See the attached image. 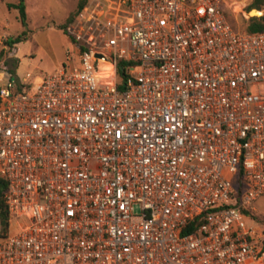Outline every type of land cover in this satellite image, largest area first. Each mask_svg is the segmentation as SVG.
Masks as SVG:
<instances>
[{"label":"built area","instance_id":"built-area-1","mask_svg":"<svg viewBox=\"0 0 264 264\" xmlns=\"http://www.w3.org/2000/svg\"><path fill=\"white\" fill-rule=\"evenodd\" d=\"M223 2L88 0L0 86V264H264V31Z\"/></svg>","mask_w":264,"mask_h":264},{"label":"rangeland","instance_id":"rangeland-1","mask_svg":"<svg viewBox=\"0 0 264 264\" xmlns=\"http://www.w3.org/2000/svg\"><path fill=\"white\" fill-rule=\"evenodd\" d=\"M17 1L0 0V86L9 78L21 80L30 73L28 80L35 87L45 73L65 64L64 51L70 46L71 38L64 26L79 0H25L26 25L21 23L18 10L9 6ZM249 2H223L226 14L237 26H243L244 19L263 13L255 9L246 11ZM18 35L21 39L15 41ZM252 207L257 216L264 217V194L256 198ZM18 229L11 226L8 233H16ZM5 235H0V242Z\"/></svg>","mask_w":264,"mask_h":264},{"label":"trees","instance_id":"trees-1","mask_svg":"<svg viewBox=\"0 0 264 264\" xmlns=\"http://www.w3.org/2000/svg\"><path fill=\"white\" fill-rule=\"evenodd\" d=\"M87 2V0H79L76 9L71 14L68 19V23L73 19L76 13L83 7V5ZM10 7H14L18 10L19 19L23 25H26V10H25V0H18L16 3H10ZM262 10L263 13L259 16H250L243 20V26H237L233 23L228 15L225 12V15L230 22L231 26L238 31L247 32V33H254V32H262L264 31V0H250V2L245 7L246 11L249 10ZM66 26H64V29ZM21 39V35H18L15 41H19ZM13 41V40H11ZM8 43V41H7ZM124 67L123 62L118 63V73L119 75H123V72L120 70ZM6 190V182L4 179L0 178V235H5L7 233L8 227V212L6 205L4 203L3 194ZM256 218H260L256 216Z\"/></svg>","mask_w":264,"mask_h":264}]
</instances>
